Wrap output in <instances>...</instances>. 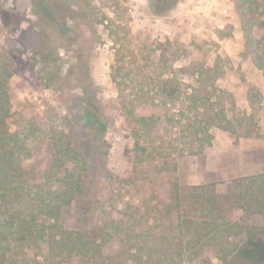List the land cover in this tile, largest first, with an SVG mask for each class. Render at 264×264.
Wrapping results in <instances>:
<instances>
[{
	"label": "rangeland",
	"instance_id": "374dc122",
	"mask_svg": "<svg viewBox=\"0 0 264 264\" xmlns=\"http://www.w3.org/2000/svg\"><path fill=\"white\" fill-rule=\"evenodd\" d=\"M36 1L0 0V11L8 21L4 26L0 16V57L7 63L15 61L9 85L10 123L27 138L26 164L38 170L51 166L54 138L77 139L87 162L85 204L80 201L86 220L94 217L99 222L100 211L122 216L128 201L141 206L153 191L166 190L171 172L185 184L215 182L216 191L225 194L228 181L264 171V73L242 53L244 38L235 0H180L163 17L150 12L147 0H91L96 7L92 23L84 24L78 34L62 26L67 36L50 85L44 84L43 67L23 56L30 43L35 50L42 46L41 35L27 21ZM56 1V9L64 8ZM68 3L71 10L81 12L82 0ZM46 28L51 36L55 34L53 28ZM17 42L22 47L11 52ZM216 62L222 68L216 84L231 100L236 133L213 127L212 144L203 154L189 155L181 150L183 143L176 136L185 121L181 100L199 82L197 74L182 67ZM171 73L181 83L175 102L158 88ZM86 91L91 94L87 99L96 101L108 123L104 133L92 129L91 116L81 100ZM249 92L256 95L254 104ZM251 113L259 122L246 130L238 119ZM152 114L157 118L152 116L140 138L152 160L138 163L130 192V187L121 188L119 180L134 169L133 128L140 125L137 118ZM249 223L264 228V216ZM260 231L264 236V230ZM257 253L264 264V246Z\"/></svg>",
	"mask_w": 264,
	"mask_h": 264
},
{
	"label": "trees",
	"instance_id": "16d2710c",
	"mask_svg": "<svg viewBox=\"0 0 264 264\" xmlns=\"http://www.w3.org/2000/svg\"><path fill=\"white\" fill-rule=\"evenodd\" d=\"M57 1L64 8L57 10L54 0L33 2L27 20L32 31L41 35L42 46L35 50L30 43L23 56L43 67L45 85H50L60 67L59 49L67 36L62 26L78 34L84 24L93 22L96 12L91 0H82L80 13L71 10L68 0ZM179 2L147 0L150 12L158 17L167 16ZM234 4L244 38L242 53L264 73V0H235ZM0 16L6 26L5 12L0 11ZM46 27L55 34L51 36ZM18 45L22 47L17 42L11 52ZM14 62L0 57V264H261L257 251L264 246L260 233L264 228L249 222L264 216V171L228 181L225 194L216 191L215 182L185 184L171 172L166 190L153 191L141 206L128 201L122 216L100 211L99 222L94 217L86 220L80 201L86 191L87 162L77 139L54 138L53 162L47 169L26 164L27 138L10 123ZM182 70L197 74L199 83L181 100L185 121L176 137L183 143L182 151L199 155L213 142L211 128L236 133V115L230 117L231 100L216 84L222 70L219 62ZM158 88L172 102L181 94V83L172 73ZM83 94L92 129L106 132L108 123L96 101L87 99L89 91ZM249 101L256 102L254 93L249 92ZM152 116L157 118L156 114L140 116V125L133 128L136 159L133 171L119 180L123 189L136 182L138 163L152 160L140 139ZM238 120L246 130L259 122L252 113Z\"/></svg>",
	"mask_w": 264,
	"mask_h": 264
}]
</instances>
